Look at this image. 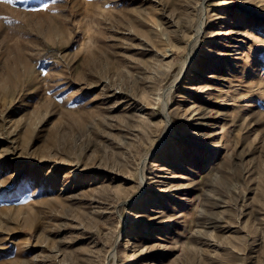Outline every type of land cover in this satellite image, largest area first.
Instances as JSON below:
<instances>
[{
    "label": "rangeland",
    "instance_id": "rangeland-1",
    "mask_svg": "<svg viewBox=\"0 0 264 264\" xmlns=\"http://www.w3.org/2000/svg\"><path fill=\"white\" fill-rule=\"evenodd\" d=\"M0 264H264V0L0 2Z\"/></svg>",
    "mask_w": 264,
    "mask_h": 264
},
{
    "label": "bare ground",
    "instance_id": "bare-ground-1",
    "mask_svg": "<svg viewBox=\"0 0 264 264\" xmlns=\"http://www.w3.org/2000/svg\"><path fill=\"white\" fill-rule=\"evenodd\" d=\"M201 9H202V7H200V11H201ZM197 20V19H196ZM196 20H195V22H196ZM201 26H202V21H201V13H200V17L198 18V20H197V23H196V27H195V41H196V38L198 37V35H199V33H200V29H201ZM179 75V74H178ZM178 75L175 77V79L173 80V81H175L176 79H177V77H178ZM164 108V107H163ZM165 118H166V116H165ZM166 120H168L167 118H166ZM167 123V122H166ZM167 125V124H166ZM166 130H167V126H166V128H165ZM161 143V140H159L158 142H157V144L155 145V147H157V146H159V144ZM154 147V148H155ZM154 148L152 149V150H154ZM141 181V186H142V188H143V180L141 179L140 180ZM132 213V212H131ZM184 213V212H183ZM128 221V218H124V222L126 223Z\"/></svg>",
    "mask_w": 264,
    "mask_h": 264
},
{
    "label": "snow or ice",
    "instance_id": "snow-or-ice-1",
    "mask_svg": "<svg viewBox=\"0 0 264 264\" xmlns=\"http://www.w3.org/2000/svg\"><path fill=\"white\" fill-rule=\"evenodd\" d=\"M0 2L27 4L28 3V0H0ZM26 10H28V9H26ZM31 10H33V11H40V10H43V9L33 8Z\"/></svg>",
    "mask_w": 264,
    "mask_h": 264
}]
</instances>
